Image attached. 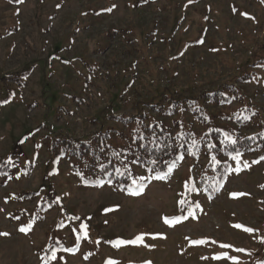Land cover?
<instances>
[{
	"label": "rangeland",
	"instance_id": "374dc122",
	"mask_svg": "<svg viewBox=\"0 0 264 264\" xmlns=\"http://www.w3.org/2000/svg\"><path fill=\"white\" fill-rule=\"evenodd\" d=\"M154 122L207 148L129 164L140 195L96 180L101 137ZM263 123L264 0H0V264H262L264 159L228 147Z\"/></svg>",
	"mask_w": 264,
	"mask_h": 264
},
{
	"label": "trees",
	"instance_id": "16d2710c",
	"mask_svg": "<svg viewBox=\"0 0 264 264\" xmlns=\"http://www.w3.org/2000/svg\"><path fill=\"white\" fill-rule=\"evenodd\" d=\"M144 118L146 117L144 116ZM244 123L248 125L250 121ZM162 124L154 122L151 125H145L142 123L135 146L130 150L126 149V151H123L125 153L122 155L115 154V147L111 144L108 145L107 141L111 140V136L101 137L100 144L96 143V145H100V148H94L91 151V154H93L91 157L92 167L97 165L102 176L96 180H100L104 184L116 186L124 191L133 186L132 181L134 179L137 181L141 180L139 175L134 172L135 170H131L129 164H132L133 168L141 169L143 175L153 176L167 171L169 167H177L184 157H194L193 151L196 153L198 149L202 152L207 148L204 144H195L191 147L186 134L176 137L171 129ZM259 129L258 133L254 136H248L240 145H233L228 147V149L232 150L234 156L237 155V152L240 155L246 152L250 154L260 152L261 155L259 157H264V123L262 126H259ZM208 149L210 150V146H208ZM79 151L77 152L78 154H80ZM87 179L86 181L95 182L94 179ZM210 185H206L207 190L213 192L215 187Z\"/></svg>",
	"mask_w": 264,
	"mask_h": 264
},
{
	"label": "snow or ice",
	"instance_id": "6c2138e0",
	"mask_svg": "<svg viewBox=\"0 0 264 264\" xmlns=\"http://www.w3.org/2000/svg\"><path fill=\"white\" fill-rule=\"evenodd\" d=\"M21 2H22V0H21ZM109 11H111V9H109ZM225 136H226V139L231 140V137H228L227 134H225ZM231 142L233 144L236 143L235 140H232ZM239 156H240V153L237 152V155L236 156H233V159L234 160H238L239 159ZM262 159H264V157H262ZM213 161L216 162V163H218V161H216V158L215 157H213ZM153 163H155V161H153ZM247 166L248 165H245V167H247ZM171 171H172V167H169L168 172L163 173V174H157V176L155 178L156 179H160V180H165V179L168 178V175H169V173ZM235 171L239 172L240 169H236ZM132 183L135 186L134 190H132L131 193H130L132 195H140L143 192V190L145 189V187H146L145 184H143L142 182L137 181L135 179L132 181ZM232 195L234 197H238V196H242L244 194L243 193H233ZM179 203H180L181 206H183L186 202L184 200H180ZM196 207H199V205H197ZM188 216H192L194 219L196 218L195 212L193 210H189ZM188 216L177 217V218H168V217H165L164 218V222L166 224H168L169 226H173L174 227L177 223H180L182 219H187ZM31 227H32L31 225L24 226V227H20L19 228V231L22 232V233H27V232H29L31 230ZM82 227L84 229H86L87 228V225H82ZM234 227H236V228H242L243 231L248 232V233H252L254 231V229L245 227V226L240 225V224H237ZM0 235L7 236L9 234L8 233H0ZM84 235L85 236L87 235V232L86 231L84 232ZM143 241H144V236L143 235H140V236H137L134 240H130V241L120 240V241H117L116 242V246H120L121 244H142ZM192 243H194V244H197V243L202 244V243H206V241H203V240H201V241H193ZM221 247L222 248H231L232 246L225 244V245H221ZM235 251H237V252H243L245 250L244 249H235ZM249 255H251V253H249ZM55 258H56L55 255H53V259H55ZM214 259H216L218 261L219 260H225V261L226 260H231L233 262V264H240V261H239L238 257H236V256H230L226 252L223 253L222 255L215 256ZM109 264H115V262L109 261ZM262 264H264V262H262Z\"/></svg>",
	"mask_w": 264,
	"mask_h": 264
}]
</instances>
